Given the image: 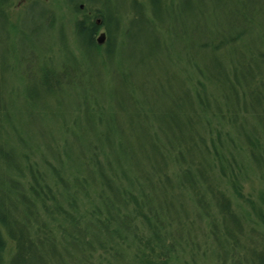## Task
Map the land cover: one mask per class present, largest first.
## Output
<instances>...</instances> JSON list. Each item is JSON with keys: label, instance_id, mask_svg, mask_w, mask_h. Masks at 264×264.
<instances>
[{"label": "trees", "instance_id": "trees-1", "mask_svg": "<svg viewBox=\"0 0 264 264\" xmlns=\"http://www.w3.org/2000/svg\"><path fill=\"white\" fill-rule=\"evenodd\" d=\"M162 1L132 0L112 12L110 0H71L66 8L72 10L76 44L70 58L56 63L49 50L37 62L31 50L23 57L32 78L25 88H9L10 63L0 55V264H226L241 251L252 253L251 264H264V242L252 246L254 235L264 240V190L263 204L243 193L250 173L264 178V130L243 129L237 144L231 127L240 115L216 103V85L222 82L238 96L243 89L256 102L264 99V45L251 50V60L261 65L249 62L242 78L228 60L229 50L251 30L261 25L264 36V0H181L171 7L165 0L166 12ZM12 2L0 0L4 31L14 27L8 13ZM219 7L224 20L213 24ZM153 19L166 22L175 34L184 73L182 82L169 74L166 89L161 81L150 85L154 102L143 103V118L157 124L155 132L133 124L144 110L134 89L115 92L112 106L89 81H79L85 70L70 61L83 51L113 57L125 48L128 28L133 25L148 38ZM102 27L108 31L104 47L97 41ZM155 40L156 54H164ZM173 44L166 50L175 66ZM111 71L122 84L130 75ZM88 73L90 78L91 69ZM64 85L84 87L71 120L52 108L62 104L58 93ZM161 90L166 102L157 111ZM121 111L127 127L120 125ZM241 114H249L247 106ZM217 118L229 124L220 144L213 138ZM161 120L173 124L159 125ZM54 121H61V131L52 129ZM226 187L249 207L243 211ZM188 204L220 250L203 247L200 236L185 232L194 222L183 211ZM255 224L263 228L260 234ZM4 231L15 243L8 262Z\"/></svg>", "mask_w": 264, "mask_h": 264}, {"label": "rangeland", "instance_id": "rangeland-1", "mask_svg": "<svg viewBox=\"0 0 264 264\" xmlns=\"http://www.w3.org/2000/svg\"><path fill=\"white\" fill-rule=\"evenodd\" d=\"M131 1L132 0H110L107 10L112 12L122 11L130 6ZM139 1L148 3V0ZM167 1L169 7H171L178 5L181 0ZM70 2L71 0H39L37 2H35V0H13V2L8 6L9 20L11 24L14 25V27L9 25L8 28L5 29L6 31H4V25L1 22L0 55L5 54L4 57L6 58V61L10 63V71L6 77L9 88L14 89L16 86L25 88L28 84H32L31 75L29 76V74H27L23 63V57L31 50L37 62L40 60V57L43 58L45 53H48L49 50H51V53L54 55V60L56 63H62L64 59L70 58L68 55H70L69 53L72 47L76 44L73 34L74 29L73 16L71 14L72 10L70 8H66V5H70ZM162 6L164 9L163 11L166 12L168 8L166 7L165 0L162 1ZM59 7H63L64 12L59 10ZM85 7L86 5L84 4L82 6V10H84ZM220 8L222 7L215 9L218 11V14L215 17V20L212 18L213 24H218L224 20L221 14L223 10H220ZM78 15H82V13ZM129 16L126 17V21H128ZM154 22H157V25H153ZM151 25L153 28L150 29V34V31H144L150 35H146L148 38H142L141 35H138V29L133 27V25L128 28L129 34L127 36V44L125 48L122 51H117L113 57H107L106 54L96 55L88 51H83L79 53L78 56L73 55L70 61L72 64H80V66L85 70L84 75L81 76L79 81L83 83L89 81L93 88L99 89L101 91L103 99H106V101L112 106L113 101H115V103L117 101L115 92L125 93L130 89H134V94L137 95L142 102L139 103V105L142 106L144 110L141 111L142 117H140L133 124L136 126L138 124L144 125L149 131L155 132L157 129V124L153 125L152 121L150 122L143 118L144 114L147 113L143 103L150 104L154 102L150 85H154L156 82L161 81L164 89H166L168 86L167 78L169 74L174 72L178 77L179 82H182V75L184 73L182 71L183 69H181V54L176 52L180 44L175 37V34L170 32L166 22L160 23L159 21L153 19V21H151ZM102 32L106 33V37L104 42L98 44L104 47L108 38L107 28L102 27L97 34V38ZM262 37H264L263 27L259 25L254 30H251L247 35H245L241 43L235 46L237 47L236 49H233L235 47H232V49L229 50V65L233 67L237 66L239 68V77L242 78L243 72L241 70H244L243 67L245 65L248 66L249 62L252 63L254 67L261 65L259 62H254L251 60V50H258L260 49V46L264 45V42L261 40ZM154 38L159 41L160 47L162 48V52H164V54H161V52L156 54V48H153L152 42L155 45L158 43L155 42L156 40ZM172 40L174 44L172 47L173 53H171V56L175 66L171 63L166 50V45H169ZM112 67L116 68L117 71L130 74L127 76V81L124 84L119 83L118 80L114 78V73L111 71ZM89 69H91L90 78L88 73ZM229 70L228 72L233 74V68L232 70ZM231 76L233 77V75ZM229 87L228 84L226 85L223 82L216 85V103L220 104L221 108L225 112L228 113V109L232 108L234 115H240L238 122L232 125V127L230 126L232 136L234 137L235 142L238 144L239 140L236 138L243 129H246L247 131H252V128L264 130V99L262 98L259 102H256L251 98V96H248L247 94L244 96L243 89L240 90L239 88L240 96H238L237 91H234ZM83 88L84 87L81 85H64V90L58 93V98L62 104H57L53 101L54 104L52 108L62 111L66 120L73 119L72 117H75L77 114L78 105L76 104L82 102V96L79 95L82 93ZM9 91L11 97L13 98L14 93L10 89ZM164 94L165 91L163 90H161L159 93V102H157L158 104L155 106L157 111L162 109V105H160V103L166 102ZM226 94L229 95L228 100L225 97ZM237 97H240V99L237 100ZM245 106H247L249 109V114L244 116L241 113L242 111L244 113ZM37 109L41 110V108ZM130 109L133 111L132 108ZM121 113H118L122 122L120 125L126 126L128 123L126 121L127 118L125 116V112L121 111ZM60 122L54 121L52 129L61 131ZM81 122L84 123V121ZM170 122V120H161L159 125L166 126L169 125ZM171 124H173V122H171ZM214 124L217 128V132L215 131L213 133V138L217 144H220L219 140L221 138L224 139L227 136L226 133L229 129V124L226 120L221 118H217L214 121ZM43 126L45 129H51L50 127L45 126L44 123ZM220 129L223 130L222 134H218V130ZM210 142L211 141L209 140V143ZM0 167H2L1 161ZM243 185V193L246 197H252L255 203L263 204L261 191L264 190V178L261 177L260 172L257 171L256 173H250ZM226 188L232 195L234 202L241 204L242 208H240L243 211L249 207L243 199L239 198L233 193L231 188ZM194 208L195 207L191 206V204H188V207L183 209V211L189 213L194 220V222L188 226V230L186 229L185 232H190L193 236H200V239L203 240V247L208 246L211 248L210 244H212L211 250H220L221 247L216 245V242L218 243L217 240L216 242L212 240V238L209 240L208 237L204 235L206 224L202 218H200L197 209ZM255 219L259 220L258 218ZM256 224V231L254 230V232L260 234V228L262 230L263 228L261 226H257ZM220 226L223 228V224H221V222ZM247 229L250 228L247 227ZM4 235L7 243L4 255L6 261L8 262L15 251V243L6 234V232ZM254 239L255 241L252 246L258 245L261 247V243H263L264 240H261L259 236L256 235H254ZM207 242L209 243L207 244ZM232 248L233 251H239V249L235 247ZM241 252L242 253H239L242 255L241 257L238 256L237 258H233L226 264H251L250 261L252 259V253L249 252L246 254V251Z\"/></svg>", "mask_w": 264, "mask_h": 264}, {"label": "water", "instance_id": "water-1", "mask_svg": "<svg viewBox=\"0 0 264 264\" xmlns=\"http://www.w3.org/2000/svg\"><path fill=\"white\" fill-rule=\"evenodd\" d=\"M82 6H83V5H82ZM105 37H106V33H105V32H102V33L100 34V36H98V38H97L98 43H102V42H104Z\"/></svg>", "mask_w": 264, "mask_h": 264}]
</instances>
